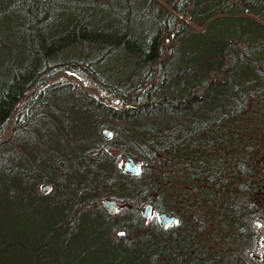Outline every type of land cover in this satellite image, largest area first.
<instances>
[{
    "label": "trees",
    "instance_id": "16d2710c",
    "mask_svg": "<svg viewBox=\"0 0 264 264\" xmlns=\"http://www.w3.org/2000/svg\"><path fill=\"white\" fill-rule=\"evenodd\" d=\"M162 1L174 12L156 0H0V133L13 121L0 142V264H69L77 248V264H264V135L248 137L264 104V0ZM236 19L248 30L222 28ZM60 71L85 72L121 104ZM122 154L138 173L122 171ZM104 199L120 206L109 214ZM18 205L46 210L39 237L12 236ZM156 211L177 224L162 228Z\"/></svg>",
    "mask_w": 264,
    "mask_h": 264
},
{
    "label": "rangeland",
    "instance_id": "374dc122",
    "mask_svg": "<svg viewBox=\"0 0 264 264\" xmlns=\"http://www.w3.org/2000/svg\"><path fill=\"white\" fill-rule=\"evenodd\" d=\"M159 2V6H161V8L163 9H167L170 10L171 12H174L173 9L171 7H169V5L162 1V0H156ZM139 11L141 12V14H146L149 10L147 8L141 9L139 8ZM180 18H182L184 21H187L188 23H190L191 25H194V23H192L191 21H189V16L186 15H181ZM145 23H147V21H145ZM143 25V26H142ZM141 25V28L144 27V21ZM204 27L201 26V28ZM243 26V22L242 20H229L226 22L222 23V28L224 29H236L239 32L243 33L245 31H247L249 28L247 26V28H242ZM135 28L139 29L140 27L135 26ZM166 38V37H165ZM166 40L168 41V37L166 38ZM233 40V38H231V41ZM65 71H60L56 74L55 76V80H66V81H70L72 83L77 84L82 90H84L85 92L89 93L90 95H93L94 97L98 98L99 100H101L102 102L106 103V104H112V105H120L121 104V99H118L117 97L113 96L110 94V92L103 90L101 87H99L97 84H95V82L92 80V78L86 74L85 72L79 71L78 74H74L76 76V78L71 77L70 75H67L64 73ZM69 73V72H67ZM72 74V73H70ZM258 114H256V116L254 117V120L252 118V122H251V117H249V121L252 124L251 129L249 130L250 133L248 135V137L250 139L256 140L258 141V139L263 138L262 135H264V123L261 124V122L264 121V104H262V106L260 107V109L258 110ZM248 116V115H247ZM13 126V121H12V117L9 119L8 121V125L7 127L0 133V142L5 141L11 131V127ZM254 129V130H253ZM261 131L263 132V134L261 133ZM247 138V136H246ZM240 139H244V137H242V135L240 136ZM246 140V139H244ZM262 141H264V138L261 139ZM264 148V147H263ZM216 150L217 152L220 153V151L222 150L221 146L216 145ZM238 153L241 152V150L238 148V150H236ZM224 152H225V148H224ZM262 157V156H261ZM123 159H121L120 161V168H122V163ZM263 161L261 160V158L255 159L254 162V166L256 168H258L259 170L261 169L263 172ZM261 167V168H260ZM258 169H256L258 171ZM178 169L174 168V173L175 175L178 176ZM264 174V173H263ZM179 176H184V174L179 175ZM264 180V179H263ZM162 184H164L167 187H172V183L170 181L167 180H163ZM182 186L184 185L183 183H180ZM187 184V183H186ZM47 185L45 182H43V185ZM189 189H191V185H188ZM49 189V186L48 188ZM46 189V190H47ZM221 189V188H220ZM44 190V191H46ZM260 197L261 200L264 197V191L262 190V193H260ZM178 210H180V207H177ZM9 210V211H8ZM7 210V212H10V216L7 219V228L10 229L12 232V236L16 237L18 235H23L26 238L29 239H33V238H37L40 236L41 231L43 230V222H38L37 218L43 217V215H45L46 210L43 208H39L38 206L35 207H31V208H26L22 205H18V206H12L11 209L9 208ZM6 212V210L3 212V214ZM204 212L207 213V210L205 209ZM218 222H220L218 220ZM258 222V220H257ZM95 229L94 226H86L84 228V232L82 233L83 238H80L81 241H83L82 243L86 242L87 244L90 243V241H93V239H89L91 232ZM261 233L262 234V242H264V224H262L261 226ZM83 239V240H82ZM77 243H79V241H77ZM76 245V244H75ZM106 247V246H105ZM74 249V247H73ZM76 251H79L78 248L76 250H73L72 253H70L67 258H68V263L70 264H77V258L79 253H77ZM109 253V251L106 249L105 250V254ZM27 257L29 258L28 254ZM94 256L89 255L87 256V261H90V258H93ZM23 258V257H22ZM20 258V259H22ZM262 260H264V250H263V254H262Z\"/></svg>",
    "mask_w": 264,
    "mask_h": 264
},
{
    "label": "water",
    "instance_id": "95a60500",
    "mask_svg": "<svg viewBox=\"0 0 264 264\" xmlns=\"http://www.w3.org/2000/svg\"><path fill=\"white\" fill-rule=\"evenodd\" d=\"M67 75H70L71 77L76 78L74 74H70L67 72H64ZM105 135L110 136V131L105 130ZM121 159L124 160L122 165V171L124 173H138L140 170V165L136 159H134L129 154H122L120 155ZM48 188V185L43 186V190H46ZM103 206L107 209V212L109 214L116 211L117 206H120L117 200L115 199H104L102 201ZM142 214L146 221L150 219V217L153 214V206L150 203H146L143 207ZM155 218L157 223L162 227L166 228L169 225H175L178 222L177 216L170 212V211H156L155 212ZM123 231H118L117 234L122 235Z\"/></svg>",
    "mask_w": 264,
    "mask_h": 264
},
{
    "label": "flooded vegetation",
    "instance_id": "af4514ba",
    "mask_svg": "<svg viewBox=\"0 0 264 264\" xmlns=\"http://www.w3.org/2000/svg\"><path fill=\"white\" fill-rule=\"evenodd\" d=\"M124 162V160L122 161V163Z\"/></svg>",
    "mask_w": 264,
    "mask_h": 264
}]
</instances>
